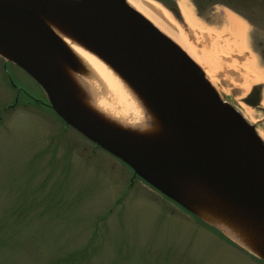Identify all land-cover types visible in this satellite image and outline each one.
<instances>
[{"label":"rangeland","instance_id":"rangeland-1","mask_svg":"<svg viewBox=\"0 0 264 264\" xmlns=\"http://www.w3.org/2000/svg\"><path fill=\"white\" fill-rule=\"evenodd\" d=\"M152 1L172 17L160 0ZM260 4L264 0H250L244 12L248 20L241 19L244 41L236 48L224 25L196 19L225 52L211 91L259 143L264 142ZM220 13L216 9L215 20ZM171 20L201 57L208 35L197 32L192 38L185 26ZM40 45L64 59L45 40ZM64 60L82 69L73 57ZM249 71L260 80H253ZM253 89L261 92L258 108L243 103ZM116 129L125 139L155 145L128 129ZM159 184L167 194L146 185L121 161L66 126L49 108L42 89L0 57V264H264L204 215L213 211L217 217L230 199L218 192L219 201L189 196Z\"/></svg>","mask_w":264,"mask_h":264},{"label":"water","instance_id":"water-1","mask_svg":"<svg viewBox=\"0 0 264 264\" xmlns=\"http://www.w3.org/2000/svg\"><path fill=\"white\" fill-rule=\"evenodd\" d=\"M57 11L79 15L77 26L183 132L187 143L152 145L104 130L74 105L30 44L5 27H21L35 35L36 43L45 40L63 56L59 43L33 19L38 13ZM2 41L13 50L14 64L43 90L52 111L67 126L130 167L151 188L167 194L146 171L171 174L188 170L212 180L213 187L230 199L227 209L218 210L217 216L250 236L251 250L264 261V147L207 90L201 73L189 60L167 41L159 40L123 0H0ZM256 91L243 103L256 108Z\"/></svg>","mask_w":264,"mask_h":264},{"label":"bare ground","instance_id":"bare-ground-1","mask_svg":"<svg viewBox=\"0 0 264 264\" xmlns=\"http://www.w3.org/2000/svg\"><path fill=\"white\" fill-rule=\"evenodd\" d=\"M156 3L152 0H123V4L149 26L159 40H166L202 73L204 86L221 103L211 91L215 90L212 86L213 74L223 63L220 56L225 54L223 47L220 46V41L210 38L208 34L211 32L203 28L196 20L187 2L179 1L178 9L188 32L186 33L192 38H196L198 33L203 32L208 35L205 50L201 53V57H197L183 30ZM77 15L72 11L44 12L36 14L33 19L63 48L64 59L66 55H69L82 65L80 70L82 72L76 70L78 67H69L64 59L53 54L47 46L36 43L35 35H31L16 25H5V27L19 34L30 44L39 60L53 74L74 105L104 130L115 134L118 132L116 128L128 129L131 134L148 139L150 143L158 145L187 143L183 132L160 113L136 86L103 55L95 45L96 42L90 37L91 35L77 26ZM224 15L225 32L231 39L230 44L236 48L239 43L244 41V22L235 13L225 11ZM226 43L228 44V42ZM0 57L9 62L16 61L13 50L3 41L0 42ZM175 67L182 71V67L178 65ZM244 68L246 69V67ZM249 72L252 74V71ZM246 74L249 73L246 72ZM252 75L253 80H260V76ZM260 106L264 110V99ZM261 143L264 147V142ZM146 173L158 183L168 184L172 190L185 195H200L203 198L219 201L221 200L218 197L220 194L227 199L221 195V191L218 192V189L213 187L212 180L193 171L181 170L171 174H157L148 171ZM205 187H208L213 193L209 194ZM212 212L203 214L224 230L226 235L243 249L253 253L250 247L253 241L251 237L245 232L235 230L232 222L216 217Z\"/></svg>","mask_w":264,"mask_h":264},{"label":"flooded vegetation","instance_id":"flooded-vegetation-1","mask_svg":"<svg viewBox=\"0 0 264 264\" xmlns=\"http://www.w3.org/2000/svg\"><path fill=\"white\" fill-rule=\"evenodd\" d=\"M166 9L171 13L172 17L178 21L183 26V19L178 9L179 1L187 2L188 7L193 11L194 16L201 22L209 26L223 25L225 17V11L235 13L242 20H248L244 15V12L249 11L250 0H160ZM264 6V4H260ZM216 9L220 10V17L215 20V11ZM215 10V11H214ZM6 69V66H4ZM9 83L13 88L16 86L13 84L12 79H9ZM256 99L259 102L260 99V90L256 89ZM258 108V107H257Z\"/></svg>","mask_w":264,"mask_h":264}]
</instances>
